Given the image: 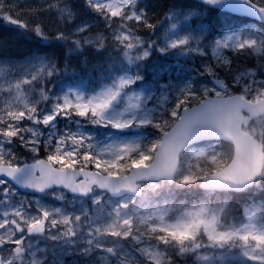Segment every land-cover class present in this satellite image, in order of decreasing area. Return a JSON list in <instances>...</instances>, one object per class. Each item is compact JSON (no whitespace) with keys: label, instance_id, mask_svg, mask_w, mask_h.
Returning <instances> with one entry per match:
<instances>
[{"label":"rangeland","instance_id":"374dc122","mask_svg":"<svg viewBox=\"0 0 264 264\" xmlns=\"http://www.w3.org/2000/svg\"><path fill=\"white\" fill-rule=\"evenodd\" d=\"M7 0H0V6L3 5ZM63 0H14L16 4L24 5V10L27 11L29 15H36L38 9H44L47 13V18L49 20L48 27L53 29H58L62 31L70 32H83L86 30L88 23L85 20L79 21L75 20L68 15L69 7L66 6ZM98 4L108 7L113 14L118 13L122 10L130 12L128 19H142V14L137 10L133 9L132 5L138 0H95ZM12 16V15H10ZM15 22H19L17 19H12ZM67 26V27H65ZM117 26H111L110 30L115 32L118 36L126 39L129 44V54L131 57V64L136 68V73H126L122 74L118 81L114 84L107 85L101 89L94 96L88 97L82 91L73 90V94H66L63 100H60L54 104V106L59 110L61 104L71 105L76 103L80 108L81 113L86 114L87 118H82L85 120H91L94 123H99L94 128L87 127L86 122L79 120V123H82V126L77 127L72 133L75 135L72 140L63 139L62 146L59 145L58 151L56 152V158L66 159L76 155V152L79 150L78 147L83 145L89 151L95 155L97 161V167H103L107 165L115 166L117 161L122 155L128 153L134 145L137 143L135 137H126L125 139L115 138L114 132H107V135L104 138L96 135L97 130L101 128L106 131L107 128H104V125H108V128L114 129L119 127L123 130H137L141 124L147 122L152 115V110L155 104V96H152L154 93L158 98H163L164 96L169 95L172 91L175 93H181L184 91H190L194 87H204L208 84L206 80H201L198 76L208 72L209 67L205 64L198 65L195 62H191L187 58V49L183 50L177 56L179 60L176 63V66L173 68L170 65H165V63H158L157 65H152V72H156L158 69L160 72L168 71V79L163 78L162 75L156 74L154 77L153 74L148 75L146 88L130 87V84L135 80V76L139 78H145L146 73L143 70V66L136 64L141 59L146 58L150 55V51H145L143 53L138 52L134 55L132 53V46L136 45V49L140 50L146 42L140 41L135 42L134 36L129 32L125 31L123 28L117 30ZM169 27L172 28V34L165 39V44H180L187 42L189 39H196L198 43L205 38L207 35L206 30L203 28L192 27L187 18L181 17L179 15L172 16L170 18ZM96 35H89V38H96ZM229 43L238 42V34L231 33L226 37ZM224 43V40H221ZM202 43V41H201ZM203 44V43H202ZM205 46V45H204ZM201 51L204 49L200 46ZM256 52H258L255 49ZM222 51L220 50L219 45L214 48V56L217 58L224 57L221 55ZM138 56L135 62H133L134 57ZM12 69H7L6 67H1L0 69V98L6 100L5 104L0 106V117L2 120V126L0 128V155L8 154L12 150V139L9 136L12 132V126L15 125V118L18 117V109L27 107L30 109V114H37L36 108H34V101L32 96H28L29 91L26 92V95L21 92L22 86L27 82L29 77H33L35 73L39 70L40 62L27 63L14 65ZM164 66L165 68H161ZM11 67V66H10ZM156 68V69H155ZM212 72V71H211ZM176 75V76H175ZM198 77L199 79L194 81V78ZM258 88H255V95L258 96L264 93V80H261L258 83ZM64 109V108H63ZM42 111V110H41ZM63 116L68 114L67 111L63 110ZM86 111V112H85ZM89 111V112H87ZM40 112V111H39ZM46 116H42V119L45 122H48L50 119H54L55 111L46 112ZM81 118V117H80ZM36 121H38L36 119ZM35 121V122H36ZM121 133V132H118ZM90 136H93L92 138ZM75 154V155H74ZM139 155L136 159L145 160L148 157V153L143 151L139 152ZM218 155L216 156V158ZM216 158L214 156H208V158H199L198 160L189 163V167H201L203 162L214 161ZM217 161V160H216ZM210 163L208 165H210ZM204 168H197L194 170L186 171L187 177L190 172L201 171ZM203 174V173H200ZM148 187L157 189L161 186V182H149L147 183ZM63 197V195H59ZM131 197L126 196L123 199H105L103 194L95 195L93 201L95 202L96 208L95 211L100 208L102 214L108 215L110 218L104 219L103 223H100L108 228L110 233H122L125 236H130L134 243H141L145 251L150 254L152 258L155 259L154 262L158 264H166L164 261V255L161 254L158 248L149 243V241L138 234L137 227L140 225L149 224L151 228L165 227L169 230H173L175 233H192L194 229L200 225H205L207 233L214 235L216 238H230L235 234H242L243 237L242 244L243 249L240 254L233 253H220V258L208 257L207 254L197 253V258L199 264H220V261L223 258L237 257L235 264H264V229H258L254 223L249 224L247 227L231 233H218L216 215L212 214L211 211L205 210L204 207L196 209L190 214V218L186 219H176L170 220L164 214L165 210L163 207H158L152 210H149L147 214L141 216L139 214L135 215V218L139 221L138 226H135L134 218L129 214ZM101 203V204H100ZM72 204L76 205L75 202ZM32 207L35 210L34 212L23 211L21 212L22 220L24 225H32L42 214H47L51 218V221H62L65 222L72 216L73 212H68L63 206H60L58 203H46L39 198H34L32 201ZM104 207V208H103ZM19 207L15 206L14 203L0 205V211L6 213L10 211H17ZM136 211V206H133ZM77 211V210H75ZM38 215V216H37ZM7 219L0 216V232L8 234L10 227L7 225ZM227 232V231H225ZM49 235L54 237L53 228L49 232ZM252 238L255 240L252 241ZM143 241L145 243H143ZM68 244L71 245L72 242L68 241ZM258 244L256 247L254 245ZM28 245L30 248V254L24 258L25 261L32 260V264H37L40 261L47 259L48 257H55L57 248L55 245L49 246L42 243L39 240L32 241L31 238L28 239ZM113 247H116L115 245ZM78 253L81 255H89L91 251L86 247L81 249L76 246ZM42 251V252H41ZM72 250L61 249L62 259L66 254L70 253ZM123 254L125 252L123 251ZM99 256V254H98ZM135 257V255L133 254ZM129 261L131 258H128ZM231 259V258H229ZM234 264V262H231ZM99 264V262L91 263ZM107 264V263H104ZM108 264H114L112 258Z\"/></svg>","mask_w":264,"mask_h":264},{"label":"trees","instance_id":"16d2710c","mask_svg":"<svg viewBox=\"0 0 264 264\" xmlns=\"http://www.w3.org/2000/svg\"><path fill=\"white\" fill-rule=\"evenodd\" d=\"M151 4L153 8V12L150 14L151 23L157 24L170 5H189L190 1L151 0ZM75 8L77 17L87 15V10H96L93 5L86 0L77 2ZM36 17H38V15ZM44 18L45 17L42 16L41 21H45ZM47 21L48 20H46V22ZM211 22L213 23V20H211ZM35 24L33 18L28 22L27 28L10 26L7 25L4 22V18L0 16V60L4 59V57L19 56L32 50L39 49L42 52L52 53L57 56L61 62L65 59L70 60L69 69L72 74L81 72V74H84L87 78L91 73H106L112 63L115 64L112 57L114 55V50H112L111 44H108V47H106V43L103 46L104 48L83 46L84 48L81 49L82 45H78V39L75 37V34L71 35L69 33L52 31L51 28L45 25L43 26L44 30L49 33L47 35H49L52 40L50 43H41L40 37L42 36L35 32ZM31 47L33 49L28 50ZM70 50L71 52L68 53ZM99 69L100 71H98ZM192 188L193 195L198 194L200 191L198 185ZM250 203H264V189L260 190L253 187L249 191L233 194L229 211H241L247 208Z\"/></svg>","mask_w":264,"mask_h":264},{"label":"bare ground","instance_id":"6f19581e","mask_svg":"<svg viewBox=\"0 0 264 264\" xmlns=\"http://www.w3.org/2000/svg\"><path fill=\"white\" fill-rule=\"evenodd\" d=\"M42 16L44 17L43 14H39V15H38V18H37V20H36V23H37V24H38L39 21L42 19ZM46 23L48 24L49 21H47ZM65 27H67V26H65ZM31 49H33V48L31 47V48H29L28 50H31ZM63 62H64V61H63ZM65 63H66V64H70V60H65Z\"/></svg>","mask_w":264,"mask_h":264}]
</instances>
